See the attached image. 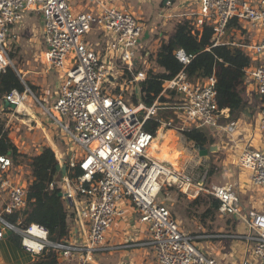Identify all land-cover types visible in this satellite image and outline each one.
<instances>
[{
	"label": "built area",
	"instance_id": "obj_1",
	"mask_svg": "<svg viewBox=\"0 0 264 264\" xmlns=\"http://www.w3.org/2000/svg\"><path fill=\"white\" fill-rule=\"evenodd\" d=\"M72 1L0 0V74L8 66L14 67L9 57L11 45L17 44L25 17L34 13L42 17L44 51L39 62L44 71L57 74L49 107L45 98L37 99L22 78L25 90H12L4 103L13 108L3 106L1 111L10 125L24 117H28L30 123H33L31 120L37 122L28 106L32 97L30 100L43 111L40 118L47 116L49 124L54 129L58 127L57 136H66L78 150L69 158L66 154V159L69 168H78L80 175L71 179L63 176L59 182L50 183L49 189L61 188L59 195L74 211V226L83 228L86 240L79 244L69 240L63 244L51 243L47 229L39 224L18 229L6 222L3 214L25 209L27 192L26 183L15 182L17 169L13 168L11 160L0 155L2 230L17 234L22 250L34 257L46 248L54 249L60 263L75 254L89 255L106 250V234L124 216V206L129 205L138 213L139 223L147 227L146 245L152 248L156 264H218L193 245L195 237L181 231L169 209L157 202L162 189L172 188L190 199L199 195L216 199L219 217L236 219L248 228L247 234L237 237L250 242L253 252L251 258L240 264H264V211L245 210L233 185L206 188L194 183L184 169L150 154L155 136L144 126L158 109V102L146 107L142 103H127L123 98V92L135 90L137 87L133 85L146 77V72L140 70L145 65L139 55V39L144 29L138 18L116 7L101 5L102 0H86L85 9L75 11ZM182 1L187 7L196 3L198 9L194 16H187L181 12V6L175 9L167 2L169 9L162 11L163 19L169 21L182 14L192 20L195 29L203 25L212 27L214 45L226 44L244 50L252 62L245 69L247 89L264 96V0ZM232 20H236L242 30L232 29L230 33H237L240 38L236 42L224 41ZM94 30L97 40H84V35ZM251 30L256 38L248 35ZM244 36H248V42ZM176 58L185 66L191 57L178 50ZM40 88L43 87L40 85ZM171 91L179 94L180 104L175 107L178 112L175 116L181 126L175 127L177 131L207 127L231 139L236 122L221 124L228 109L218 108L213 76L191 81L181 71L164 83L160 96L168 98ZM40 118L38 121L46 131L45 120ZM257 122L264 135L263 113ZM172 125L171 122L162 124L165 128ZM61 141L64 145L67 142ZM69 146L71 150V144ZM236 166L249 173L253 188L264 193V147H244ZM256 195L258 197L257 192ZM123 203L127 204L123 206Z\"/></svg>",
	"mask_w": 264,
	"mask_h": 264
},
{
	"label": "trees",
	"instance_id": "obj_2",
	"mask_svg": "<svg viewBox=\"0 0 264 264\" xmlns=\"http://www.w3.org/2000/svg\"><path fill=\"white\" fill-rule=\"evenodd\" d=\"M232 29L242 30V27L236 20H232L228 24L227 33H230ZM11 50L9 57L14 59L15 53ZM178 50H183L187 56L191 57L187 65L184 66L176 58ZM145 53L144 51L143 54ZM148 58L155 63L159 71H147L145 79L133 85L137 87L138 98L134 89L125 92L127 103L134 105L142 103L146 107H151L157 101V108L178 107L180 104L178 93L171 91L168 98L160 94L164 83L183 71L191 81L211 76L215 78L216 102L219 109H228V113L236 117H239L245 109H248L253 116L259 112L264 114V96L255 91L247 92L245 69L252 65L249 56L241 48L226 44L214 45L213 30L208 25L195 29L192 20L186 18L178 20L169 34L161 36L157 50ZM20 76L18 68L16 71V68L12 66H8L0 74V119L5 114L1 108L4 106L6 96L12 90L18 92L25 90ZM25 84L31 90H35V87L28 82L25 81ZM174 126L173 124L172 128ZM160 127V123L153 119L148 120L144 126L145 130L154 136ZM204 128H185L182 131L179 130V134L185 141L207 148L215 141L212 137L209 139ZM169 142L166 147V156L171 155ZM0 155L8 157L15 169L25 167L29 175L26 182L25 209L10 215L3 214V219L18 229H24L30 224L41 225L47 229L48 240L51 243L63 244L69 240L75 213L68 208V203L59 195L61 188L55 186L51 190L49 184L59 182L63 176L69 179L78 177L80 175L78 168H69L65 157L61 169L58 170L56 167L59 161L54 151L47 146L42 147L38 154L21 152L8 137L3 121H0ZM203 170L204 176L212 172L211 170L207 172V168ZM201 179L200 181L205 185L206 181ZM218 205V201L211 196L199 195L191 200L189 207H202L201 212L196 214L194 211V216L204 225L208 219L214 221ZM8 240L22 250L21 239L17 234L12 233ZM31 264H60L59 254L52 248H46L43 253L34 257Z\"/></svg>",
	"mask_w": 264,
	"mask_h": 264
},
{
	"label": "rangeland",
	"instance_id": "obj_3",
	"mask_svg": "<svg viewBox=\"0 0 264 264\" xmlns=\"http://www.w3.org/2000/svg\"><path fill=\"white\" fill-rule=\"evenodd\" d=\"M162 0H110V4L113 7H116L124 12L131 13L135 17H138V20L140 24L143 27V33L139 39V45H140V53L142 60L145 62V65H143L140 70H143L147 73V71L152 70L153 72L159 71L156 67L155 63L153 61H150L148 56L154 54V52L157 50L160 41L161 36L163 34L167 35L172 31L174 24L185 17H182V14H179L180 16H177L175 18H172L170 21H166L163 19L162 15V9L160 3ZM75 3V4H73ZM84 2L82 0H73L71 3V6H80V10L83 8ZM192 6V5H191ZM189 5V7H191ZM164 11V10H163ZM41 29H42V17L40 15L34 14H28L27 17L22 22V28L19 32V40L17 44L11 45V51H14L15 58L11 59L14 68H18V73L21 75V79L23 78V81L28 82L32 86L35 87V90H32V92L36 95L37 99L45 98L47 101V106H50L51 100H53L54 95V81L56 83L57 81V74L54 71H50L48 73H43V65L39 62L40 54L44 51V46L42 44V38H41ZM96 31L94 30L91 34L84 35V40L87 42H95L97 40ZM249 36L256 38V34L254 31H250L248 33ZM240 37L236 34L226 33V36L224 37V41H233L236 42L239 40ZM146 52L143 54V52ZM41 58V57H40ZM45 72V71H44ZM43 73V74H42ZM45 79V80H44ZM40 85L43 87L42 91ZM119 91V90H118ZM43 92H47L42 94ZM127 92V91H126ZM130 92V89L128 90ZM123 92V98L125 99ZM32 98V97H30ZM29 98L28 106L31 108L32 114L34 115L35 120H39L41 114H43V111L41 112V109L38 104L35 102H32ZM33 100V99H32ZM34 101V100H33ZM175 108V107H173ZM164 109V108H163ZM37 112L35 115L34 113ZM172 112H175L177 114V110H159L156 112L155 117H152L153 120L158 121L161 124H163V121H168L171 119H175V116H171ZM261 113V112H259ZM33 116L30 115V118L32 119ZM24 117V120L26 123H28L27 126L25 124L20 125L19 127V134L22 140L25 142H28L30 139V135H36L40 134L42 131L38 130L37 127L33 128L30 132V126L32 123H30L29 120H27ZM43 120H45L46 124V131L48 133H51L53 136H55V139L52 140L51 143L45 144L49 145L51 149L54 151L57 159L60 161V165H62L63 160V153L65 152L67 155V158H69L70 154L77 152L78 150L75 149V146L70 143L68 138L65 136V138H60L59 140L57 138V132H59L58 127L54 129L49 123L50 120L46 116L41 117ZM40 118V119H41ZM49 121H47L46 120ZM0 121H3L6 124V118L4 115L1 116ZM175 127L181 126L180 123H178L176 120H174ZM160 127V128H161ZM158 129L157 134L155 136L154 141H156L158 144H162L163 139L161 138V135H164L167 139H170L169 146L171 148V155L166 156L164 154V151L158 150V153L164 158L163 161L168 162L169 164L173 163L174 155H177L179 157L178 164L175 163L174 166L179 169H184L186 173L191 177L194 183L199 182L198 179L205 180L206 184H202L206 188H210L211 185L216 184H225L228 183L230 180L227 175H239L241 173V170L238 169L236 166L238 156L241 151H238V153H235L234 159L231 157H228L229 154H233V151H230L229 154H224L222 151H209L211 146L217 145L215 142L212 145H209L207 148H205L208 153L206 156H200L199 151L196 149V146L188 141H185L184 138L179 134V131L175 129H168L163 131L164 129ZM164 128V127H163ZM169 130V131H168ZM204 130L207 132V135L210 139L209 133L212 131L211 129L205 127ZM29 133V134H27ZM215 134V133H214ZM67 140L65 142V145L61 140ZM222 140H225L227 143V140L225 137L222 138ZM216 141V139H214ZM21 142V141H19ZM30 143V142H29ZM71 144V150L70 146ZM32 143H30V146L32 147ZM38 145H41L40 143ZM33 148V147H32ZM31 148V149H32ZM229 148V147H228ZM34 149V148H33ZM29 150L28 152L30 154H34V150ZM152 150V147L150 148ZM166 151V150H165ZM154 155V153H153ZM155 156V155H154ZM226 158H229V162L225 160ZM231 164V165H230ZM207 168V172L211 170L212 172L208 175L206 173V176L202 174L203 169ZM233 170H231V169ZM17 169V168H16ZM227 175H226V174ZM203 175V176H202ZM17 179H19L20 183H26L28 180V170L25 167H20L17 169L16 176ZM199 177V178H198ZM212 187V186H211ZM253 191V195L256 198L264 199V196L261 191L253 188L251 189ZM256 192L258 194V197L256 195ZM182 192L172 189V188H164L161 190V192L158 195V201L163 203L170 211L173 218H175L179 228L181 231H184L186 233H190L195 237V241L193 242V245L205 256L209 258H213L217 261L218 264H240L241 260V241H237V238H218V239H212V238H206L208 235H244L246 232V229L240 230L235 229L236 225L242 222L237 221L236 219L232 218H221L218 216L215 217L214 221L207 220L205 224H201L198 221V218L194 216L195 213H199L202 211V207L197 208H190V202L193 199L188 198L186 195L181 194ZM238 196L241 198L242 201L244 199H247L246 194L244 193H237ZM260 195V196H259ZM205 196V195H202ZM2 203V199L0 197V206ZM190 209V210H189ZM143 225V224H142ZM235 227H234V226ZM139 229V228H138ZM142 231L145 230L147 232V227L141 226ZM146 236H148V233H146ZM93 258L97 260V262H103L104 264L109 263V257L105 253H95L93 255Z\"/></svg>",
	"mask_w": 264,
	"mask_h": 264
},
{
	"label": "crops",
	"instance_id": "obj_4",
	"mask_svg": "<svg viewBox=\"0 0 264 264\" xmlns=\"http://www.w3.org/2000/svg\"><path fill=\"white\" fill-rule=\"evenodd\" d=\"M77 2V0H76ZM84 2L83 8L81 10H84L86 7V0H82ZM101 5L105 6H112L109 2L110 0H102ZM170 2L171 7L175 8L181 6V12L185 13L187 16H194V14L197 11V5L194 3V5H190L191 7L185 6L184 2L182 0H162L160 3L162 11L169 9V6H166V3ZM75 4V3H73ZM96 8V7H94ZM73 9L75 11L80 10V6H74ZM137 17V16H136ZM138 18V17H137ZM171 20V19H170ZM169 20V21H170ZM238 35L237 33H235ZM239 37V35H238ZM244 38L247 39L246 36ZM50 72V71H48ZM44 72L43 73H48ZM42 73V74H43ZM45 80V79H44ZM40 88V87H39ZM56 88V83L54 81V89ZM42 91V89H41ZM54 91V90H53ZM247 92H252L247 89ZM47 92H43L42 94L45 95ZM163 109V108H162ZM169 110H174L175 108H166ZM261 113H257L256 115H252L251 112L248 109H245L242 111L239 117H236L234 114H227L225 118L222 119L221 124L225 125L226 123L230 121L236 122V128L235 132L230 137L227 135H223V133H216L215 131H211L209 133L210 137L216 139L215 143L217 145L211 146L210 148L212 151H222L224 154H229L230 151H233V154H229L228 157H231L234 159L235 153L237 154L238 151H241L246 146H252L256 149H261L264 147V135L261 133L259 127H258V118L261 116ZM171 116H175V112H172ZM175 119H171L164 122H171L174 123ZM177 121V120H176ZM33 122L30 126L29 131L31 132L33 128H36L38 130H41L42 132L36 135H30V139L28 142H25L21 139L19 132V127L22 124H25V126L28 125V123L25 122V120H21L17 122L16 124L10 125L6 123V130L8 131V137L10 140L17 146V148L21 152H28L29 150L35 151L34 154H38L42 147L49 145L52 142V140L55 139V136H53L51 133H48L45 131L44 126L40 122ZM36 126V127H35ZM163 133L166 130V128L161 127ZM168 129H175L174 128H168ZM169 131V130H168ZM215 133V134H214ZM161 137L164 138L162 134H160ZM225 137L227 140V143L225 140H222V138ZM59 140V136H57ZM170 139H167V142H169ZM21 141V142H19ZM32 143V147L30 146V143ZM41 145H38V144ZM229 147V148H228ZM32 148V149H31ZM51 148V147H50ZM164 154L166 152L164 151ZM64 157H66V153H63ZM154 156V155H153ZM179 157L177 155H174L173 163L171 164L174 166L175 163L178 164ZM227 162H229V158H226ZM59 161V160H58ZM162 161V160H161ZM165 162V161H164ZM168 163V162H167ZM231 165V164H230ZM231 169V168H230ZM233 170V169H231ZM226 174V173H225ZM227 175V174H226ZM14 177V176H13ZM227 177L230 179L228 183L225 184H216L211 186H222V185H233L234 189L237 193H244L246 194L247 199H244V201L241 200V205L245 210L248 209H255L258 211H264V199L256 198L253 195V189L250 179H249V173L246 171H241L239 175H232L231 172ZM15 178V182L20 183L19 179ZM199 178V177H198ZM198 183L202 184L200 179H198ZM22 184V183H21ZM210 186V187H211ZM122 204V203H121ZM127 203H123V206ZM124 216H122L121 219L117 220V222L114 224L113 228L109 231V233L106 234L104 246L106 247V250L102 251L101 253L107 254L109 257V263L108 264H156L155 255L152 251V248L147 244V241L149 240V235L146 236L145 230L142 231L141 226H143L141 223H139L138 218L139 215L136 212V210L129 205L124 206ZM1 206H0V215H1ZM145 227V226H144ZM139 228V229H138ZM242 230L246 229V232L248 233L247 226L242 222L236 225L235 229ZM245 233V234H247ZM0 264H31L34 261V256H32L29 253H26L23 250H19L16 248L9 240L7 234H4L0 232ZM244 234V235H245ZM237 236H243V235H208L206 238H212V239H218V238H237V241H241V255L240 259L241 262L244 259L251 258L252 252H253V245L245 240L244 238H238ZM85 234L82 227L74 226V221L72 222V234L69 238V242H75V243H84L85 242ZM98 252H93L89 255L85 254H75L71 256L69 259H62L60 264H82L83 260L85 259V264H104L103 262H97L96 259L93 258V255ZM87 258V259H86Z\"/></svg>",
	"mask_w": 264,
	"mask_h": 264
},
{
	"label": "bare ground",
	"instance_id": "obj_5",
	"mask_svg": "<svg viewBox=\"0 0 264 264\" xmlns=\"http://www.w3.org/2000/svg\"><path fill=\"white\" fill-rule=\"evenodd\" d=\"M159 110H169V109H166V108H164V109L158 108V109H156V110L154 111L152 117H155L156 112H158ZM163 137L166 138L165 136H163ZM161 138H162V137H161ZM162 139H163V138H162ZM169 141H170V140H169ZM167 146H168L167 138H166V140L163 139L162 144H158L156 141H154L153 144H152V146H151V147H152V150L150 149L149 152H150V154H152V155H153V153H154V155H155V157H156L157 159L163 161L164 158L158 153V150H160V151H165ZM165 152H167V150H166Z\"/></svg>",
	"mask_w": 264,
	"mask_h": 264
},
{
	"label": "water",
	"instance_id": "obj_6",
	"mask_svg": "<svg viewBox=\"0 0 264 264\" xmlns=\"http://www.w3.org/2000/svg\"><path fill=\"white\" fill-rule=\"evenodd\" d=\"M135 94H136V97L138 98V90H137V88H135ZM4 106H5V107H9V108H13V106H12V105H9L7 102L4 103ZM196 149L199 151V155H200V156H206L207 153H208V151H207L204 147H202V146H196ZM209 151H212V149L210 148ZM56 168H57L58 170H60V169H61V165L58 164ZM0 232H2L3 235H4V234H7V236H10V235L12 234V232L9 231V230H7V231H3V230H2V225H1V223H0Z\"/></svg>",
	"mask_w": 264,
	"mask_h": 264
}]
</instances>
